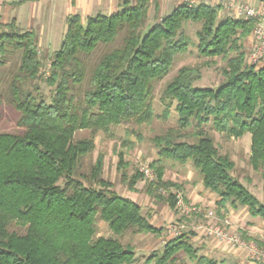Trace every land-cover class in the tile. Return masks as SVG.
I'll return each mask as SVG.
<instances>
[{"label": "trees", "instance_id": "obj_1", "mask_svg": "<svg viewBox=\"0 0 264 264\" xmlns=\"http://www.w3.org/2000/svg\"><path fill=\"white\" fill-rule=\"evenodd\" d=\"M150 7L149 0H137L132 6L125 3L117 13L85 22L77 15L68 17L49 75L42 79L50 89L48 101L25 88L39 78L42 68L35 35L20 32L14 22L0 24L2 57L8 49L20 52L7 103L19 113L21 130L0 132V264H134L132 247L97 236V222H104L114 235L160 232L138 204L116 194L100 177L102 156L83 177L88 185L76 177L80 159L94 150V142L73 138L81 130L108 133L122 124H150L160 118L152 108L154 87L168 74L175 56L193 44L184 32L189 22L199 25L195 33L199 56L226 62L223 82L214 89L196 87L200 69L183 66L165 85L161 118L167 119L173 107L177 126L152 139L158 159L150 165L155 173L150 187L181 190L163 180L161 161L191 163L220 208L245 207L251 217L264 219V205L231 175L233 162L218 153L202 130L210 125L228 138L250 135L249 165L264 180V63L250 65L244 50L253 21L219 20L220 6L186 2L161 18L154 6L151 20ZM116 42L117 47L108 48ZM100 47L108 49L87 68L85 58ZM188 128L194 130V143L183 141L182 131ZM118 156L121 169L122 154ZM143 178L136 171L129 189ZM167 201L175 206V196L169 195ZM11 225L24 232L11 231ZM179 253L193 264H220L200 255L186 233L169 240L161 254L145 263L175 264Z\"/></svg>", "mask_w": 264, "mask_h": 264}, {"label": "rangeland", "instance_id": "obj_2", "mask_svg": "<svg viewBox=\"0 0 264 264\" xmlns=\"http://www.w3.org/2000/svg\"><path fill=\"white\" fill-rule=\"evenodd\" d=\"M220 11V10H219ZM229 11V10H228ZM221 14V12H220ZM218 13V16L220 15ZM150 18V17H149ZM234 18V17H233ZM151 19V18H150ZM223 19L219 16V20ZM53 31H55L56 40L50 48L51 53L38 50V55L42 63V68L39 78L29 81L25 88L33 92V94L49 100L51 95L50 89L42 82L49 75L50 61L53 57L54 50L60 48V40L58 37L62 27L60 24L53 22ZM199 28L198 24L187 23L185 27V35L190 38L192 45L184 54L175 56L171 64L168 74L155 84L152 108L155 115L160 118H155L150 124H122L112 127L108 133L97 132L93 134L89 130L77 131L73 141L77 142L85 139H92L94 142V150L88 155L80 159L76 170V177L85 185L88 181L83 179L84 176H89L90 168L95 163L98 156L103 158V168L100 177L112 184V190L125 198H129L141 208V214L148 221L159 229L158 234H133L126 232L123 235H114L104 222L98 221L96 224L97 236L105 238L117 239L124 245H129L135 252L136 262L134 264H146L145 261L153 254H161L164 245L171 239L176 238L181 234H188L189 240L193 247L199 249V254H205L204 243L214 244L220 243V240L214 233V229H224L225 232L239 237L246 244H251L257 251H264V243L258 240L249 238L241 230L240 221L247 218L250 219V214L246 218V208L237 207L239 213L236 219L229 218L231 207L226 205L225 208H220L215 201L216 195L205 189L202 185L200 174L193 168L191 163L184 165L173 162L168 159H162L163 180L175 183L181 187V190L176 188L157 189L150 187L155 181L154 170L150 167L151 163L158 159L157 149L154 146L152 139L164 134L169 129H176L177 115L172 107L167 119H163L162 114L164 106L160 100L162 90L176 75L179 68L183 66L198 67L201 72V77L194 83V86L200 88L214 89L223 82L221 70L226 66V62L220 58H204L199 56L195 47L197 40L195 33ZM64 34L66 25H64ZM118 42L111 47L118 46ZM252 45V42H251ZM251 45L245 42L246 60L249 63V55ZM108 48L100 47L96 52L85 58L87 68L91 66L103 51ZM20 52H8L2 57L0 54V95L2 104L0 105V132L5 133H20L21 130L17 126V121L20 117L19 113L7 103V94L11 76L16 72L19 66ZM264 63V55L258 61V65ZM37 88V90H36ZM202 130L207 134L214 145L217 147L220 155H226L233 162L234 168L231 175L241 183L248 191L253 194L260 203H264V180L261 175L254 172L249 165L250 156V135H245L242 138H228L224 134H220L211 129L210 125L202 127ZM194 130L188 128L182 131L185 136L183 141L194 143L195 138L191 136ZM122 154L123 168H118L119 154ZM136 171L143 173L142 181L137 182L133 190L129 189L128 181ZM144 171L149 173L146 177ZM160 196V199L157 198ZM169 195L179 196L182 199V204L189 210L188 213H183L182 209L176 205L172 208L168 204ZM176 201V200H175ZM216 202V203H215ZM10 230L22 234L23 229L17 225H11ZM174 233H177L174 234ZM223 245V244H222ZM225 246V245H224ZM222 257L214 258L223 264H237L235 256L232 252H243L249 260L255 264H262L264 260L259 257H252L247 250L228 248ZM219 261V260H222ZM149 264H154L152 261ZM175 264H193L187 257L179 253Z\"/></svg>", "mask_w": 264, "mask_h": 264}, {"label": "crops", "instance_id": "obj_3", "mask_svg": "<svg viewBox=\"0 0 264 264\" xmlns=\"http://www.w3.org/2000/svg\"><path fill=\"white\" fill-rule=\"evenodd\" d=\"M137 0H0V24L7 25L12 22L20 32H32L35 35L36 46L39 51L51 53L52 44L56 39L55 31H53V22L60 24L62 27L58 37H64V25L66 19L70 16L77 15L82 22L89 17L97 15L109 16L122 10L125 3L134 5ZM151 7L149 9V17L154 16V6L157 9L158 18L169 15L177 6L185 3V0H149ZM155 1V3L153 2ZM195 4H207L210 6H220L218 12L222 18L234 17L231 11L223 8L222 0H193ZM247 2L256 9L264 12V0H240ZM235 18V17H234ZM251 45V35L246 40ZM61 45V44H60ZM57 50H54V53ZM217 198V196H216ZM218 201V198L215 200ZM215 202V203H216ZM264 205V203H262ZM245 208V207H243ZM229 218L236 219L239 210L230 208ZM247 210V208H246ZM249 212L246 211V218ZM241 230L249 238L264 243V219L259 217H251L240 221ZM228 247L213 241L204 243V251L206 258L217 261L214 258L222 257L226 254ZM230 254L231 252H227ZM236 258L237 264H255L249 260L243 252H232ZM223 262L222 260H219ZM220 263V262H218ZM223 264V263H220ZM264 264V262L262 263Z\"/></svg>", "mask_w": 264, "mask_h": 264}, {"label": "built area", "instance_id": "obj_4", "mask_svg": "<svg viewBox=\"0 0 264 264\" xmlns=\"http://www.w3.org/2000/svg\"><path fill=\"white\" fill-rule=\"evenodd\" d=\"M191 6H195L193 0H185ZM222 6L224 9L233 13L235 19L252 20L253 28L251 32L252 45L249 55V64L257 65L258 61L264 55V12L256 9L247 2H241L240 0H222ZM146 177H149V173L144 171ZM176 205L182 209L183 213H188L189 210L182 204V199L177 196L175 198ZM214 233L220 242L228 248H236L247 250L252 257H261L264 260V251H257L253 245L246 244L239 237L225 232L224 229H214L211 231ZM177 235V233H174Z\"/></svg>", "mask_w": 264, "mask_h": 264}]
</instances>
